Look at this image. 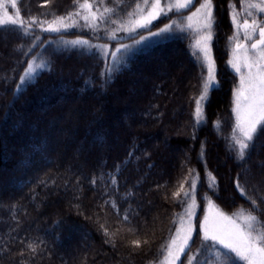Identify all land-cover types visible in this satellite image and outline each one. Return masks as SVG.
<instances>
[{"label":"trees","instance_id":"obj_1","mask_svg":"<svg viewBox=\"0 0 264 264\" xmlns=\"http://www.w3.org/2000/svg\"><path fill=\"white\" fill-rule=\"evenodd\" d=\"M230 1L215 0L219 88L196 123L190 35L140 41L185 11L134 34L144 0H16L25 34L0 26V264H159L193 178L201 211L208 196L264 221V122L243 159L230 146Z\"/></svg>","mask_w":264,"mask_h":264},{"label":"rangeland","instance_id":"obj_2","mask_svg":"<svg viewBox=\"0 0 264 264\" xmlns=\"http://www.w3.org/2000/svg\"><path fill=\"white\" fill-rule=\"evenodd\" d=\"M181 2H184V0H181ZM206 0H190L191 6L189 8L180 9L177 10L175 7L172 8V10H168L167 5L169 3L175 4L176 0H161V7L164 9L161 14L151 22V26H153L155 23L160 21L163 18H167L171 13L173 12H183L185 11L186 14L184 16H179L177 18H174L172 21L167 23H160L161 26L157 28V30L153 31L152 33H157L156 35H152L151 33L148 35H145L140 39L141 42L146 41H153L157 42L160 40H164L168 37H174L179 34H187L185 36L190 37V46L192 49V52L197 56L199 62L200 58L203 56V53L201 52L199 55H197L198 47L203 46L204 44L207 45L209 50V56L212 61V75L214 77V80L211 82V85L208 89L206 98L201 101V109L203 113L204 109V103L210 94V92L213 89L219 88V75H218V64L216 61V55L214 52V38L215 33H217L218 28L216 25V6L215 0H212V17H213V23L210 29L205 28V19L202 14L194 15L196 13V10L201 7L202 4H204ZM16 3V0H15ZM154 3V1L152 2ZM261 5V7H264V0H231L229 5L230 10V19H231V27L232 32L230 36L226 39L227 42V58H226V65L230 71L234 73V84L231 90V105L229 110V115L231 117L232 122V132H231V150L239 156V145L235 143L236 139H242L240 132L238 129H236L237 119H236V93L237 89L241 86V77L243 76L245 79L247 78L249 69L245 65V54H247L248 63H252L257 59V52L259 48H264V45H258V49H252L251 45L252 43H255L259 39V27H264V13H262L259 8L253 7V5ZM151 5V4H150ZM86 12L88 13V16L90 19H93V13L91 9L86 8ZM149 8L145 11V13H141L136 20L140 19L142 15H146L150 11ZM5 11L7 12L8 16H12L13 18H16V11L15 8L12 6V0H0V19H5ZM95 17H96V13ZM191 16L192 19L189 20L188 17ZM255 20L256 24L259 25V27L256 29L255 34L253 35L251 32V29H248V35H251V39L246 38V30L244 28L245 21L251 25L252 21ZM167 25H171V28L167 32H161V29L165 28ZM191 25V27L189 26ZM147 28V29H149ZM132 33H136L137 31L143 30V28L136 27L135 24L130 23L129 27L127 28ZM132 29H135V31H132ZM210 32L211 39L209 40H201V37L208 34ZM201 40V45H197V41ZM135 46V45H134ZM133 46V47H134ZM140 46H135L133 49H138ZM237 64L240 68V71L237 72L232 65ZM33 67V74L41 68V65L38 62H33L31 64ZM253 72L256 71L255 66L251 69ZM32 74V75H33ZM163 74V73H162ZM33 76L30 77V79ZM202 94V91H201ZM200 94V95H201ZM199 95V96H200ZM198 99V98H197ZM196 109V104H195ZM195 109H194V117L195 116ZM203 118V114H202ZM263 122H261L262 124ZM259 128V127H258ZM85 151V150H84ZM83 149L78 151V156L81 155V153L84 152ZM225 160L221 161V164H224ZM22 166V164H20ZM195 183L196 187V180L193 178V180H190V184ZM189 184V185H190ZM194 189H190L188 186L186 189H184L183 193L185 196V193H191V199H189L187 202V205L183 212L180 213L178 216L176 222V226L174 227V230L171 235V240L169 242L168 248L171 245V241L175 239L177 241V245L181 244L183 239L189 235L188 227L189 224L192 227V231L190 233V239L188 240V243L190 245V251L189 249H185L184 253L180 254L179 260L176 261V264H188V261L185 260V256L192 257L194 256L195 259L191 260V264H229L231 259L228 257L231 255L235 257V254L228 253L226 249H224L222 246L213 243L211 240H204L203 238V232L201 228V224L207 218L209 222V227L211 228L213 225L217 229H226L230 227L228 221L223 219V216H228L232 218L235 223L240 224L241 226H244L245 218L251 214L257 217L256 221H253L254 226L258 227L260 223L264 222L262 219H260L256 214L252 213L248 208L240 207V209L237 210H231V211H225L222 209L218 204H216L211 198L208 196L204 197V209L201 211L199 209L198 204L195 201V193ZM188 211L191 213V216L184 215V213ZM223 214V216L221 215ZM181 217L183 219L181 220ZM183 224V227L181 225ZM256 233L254 232V235ZM58 243V242H56ZM167 248V250H168ZM172 251L176 252V246H172ZM68 256L71 257L70 253H67ZM167 256V251L160 261L159 264H166L165 258ZM238 259V258H237ZM241 261V260H240ZM242 264H248L247 261H241Z\"/></svg>","mask_w":264,"mask_h":264},{"label":"snow or ice","instance_id":"obj_3","mask_svg":"<svg viewBox=\"0 0 264 264\" xmlns=\"http://www.w3.org/2000/svg\"><path fill=\"white\" fill-rule=\"evenodd\" d=\"M144 5H148V0H144ZM13 8L16 7L15 0H12ZM191 6L190 0H176L175 4L169 3L167 5L168 10H172L175 7L177 10L189 8ZM81 7L91 9L92 5L85 2ZM140 8V11L143 12V8L140 5L136 6ZM253 7L259 8V10L264 13V7L261 5H253ZM212 0H206L204 4L201 5L199 9L196 10L194 15L202 14L206 23L205 28L210 29L213 23L212 17ZM150 11L146 15H142L140 19L131 21V23L135 24L136 27L147 29L151 25V22L155 20L164 9L161 7V0H154V3L150 5ZM19 16V12L16 13ZM134 15V13H129V16ZM5 19H0V26H6L9 30H18L21 31V34H25L22 29L23 25L18 20L13 18L12 16H8L5 11ZM64 17L57 18L52 23H49L47 28H43V24L41 27L44 31L51 32H59L61 31L60 27L54 26L56 23H62ZM84 19L87 21L88 17L85 16ZM95 14L93 13V20H95ZM189 20L192 19L191 16L188 17ZM191 27V25H189ZM259 25L256 24V21L253 20L251 25H249L246 21L244 23V28L246 30V38L251 39V35H248V29H251L252 34L254 35L256 29ZM171 28V25H167L165 28L161 29V32H167ZM135 31V29H132ZM152 35H156L157 33H151ZM143 35L142 33L140 34ZM114 38V37H113ZM211 39L210 32L201 37V40H209ZM201 40L197 41V45H201ZM73 45L78 44H87V41H73ZM258 45H264V27H259V39L257 42L252 43V49H258ZM103 48L104 46H100ZM129 46H125L127 49ZM117 52L121 51V48L116 49ZM203 53V56L200 58V65L204 71H202V94L196 100V123H200L202 119V109H201V101H203L206 96L208 89L211 85V82L214 80L212 75V61L209 56V50L206 44L198 47L197 55ZM117 58L113 56V60ZM245 65L249 69L247 78L245 79L243 76L241 77V86L237 89L236 93V129L240 132L242 139H236L235 143L239 145V158L243 159L246 150L249 149L250 145L254 141L256 137L258 127L261 126V122H264V48H259L257 52V59L252 63H248L247 54H245ZM255 66L256 71L253 72L251 69ZM106 75L111 77L113 72L116 70L110 65H106ZM232 67L239 72L240 68L237 64H233ZM33 67L28 65L27 70L24 73V76H30L33 74ZM262 133H264V127H260ZM191 171V170H190ZM214 179V178H213ZM95 183V180L92 181ZM110 182H114L110 181ZM190 189L195 188V183L189 185ZM239 188L240 185L237 184ZM183 189V185H181V190ZM175 196H179L180 192L174 193ZM185 199H191V193H185ZM183 203V201H182ZM254 203V202H253ZM184 215L191 216V213L186 211ZM223 216V214H221ZM127 219V217H125ZM183 217H181V220ZM223 219L228 221L230 227L226 229H217L214 225L210 228L209 222L207 218L201 224L203 238L208 241L211 240L213 243L222 246L224 249L228 251V253L235 254V258H238L241 261H247L248 264H264V222L260 223L258 227L254 226L253 221L257 220V217L249 214L245 218L244 226L235 223V221L228 217L223 216ZM183 227V224L181 225ZM192 231V227L189 224L188 232L189 235L186 236L181 244L177 245V241L173 239L171 241V245L167 250V256L165 258L166 264H176V261L179 260L180 254L185 252V249H189L190 245L188 240L191 238L190 233ZM254 232L256 233L254 235ZM107 235V232L105 233ZM135 246L139 247V241L132 242ZM172 246H176V252L172 251ZM31 247V245H29ZM34 250V249H33ZM229 259H233L230 255ZM195 259L194 256L189 257L185 256V260L188 261V264H191V260Z\"/></svg>","mask_w":264,"mask_h":264}]
</instances>
